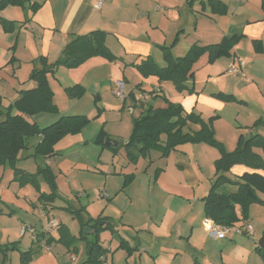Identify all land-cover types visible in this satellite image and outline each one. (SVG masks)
<instances>
[{
  "label": "crops",
  "instance_id": "obj_1",
  "mask_svg": "<svg viewBox=\"0 0 264 264\" xmlns=\"http://www.w3.org/2000/svg\"><path fill=\"white\" fill-rule=\"evenodd\" d=\"M25 1L23 7L7 6L0 10V117H3L5 108L18 98L20 90L35 87V83L29 80V75L33 68L40 67L41 63H37V59L42 58L47 64L55 62L63 47L75 36L84 35L94 30L105 32L106 47L115 57L131 67L139 65L140 62L148 58L156 64L154 59L157 56H161L162 59L160 50L162 47L170 48L173 57H181L193 44L198 46L213 45L219 43L225 36L232 35L241 36L245 41H252L256 51L262 49L260 42L264 37L263 0H221L226 5V13L222 16L212 14L206 0H104L100 10L93 9L94 0ZM32 4L35 5L34 11L30 9ZM59 5L62 8L59 9ZM238 43L229 57L216 60L227 64L235 61V57L238 55L236 50ZM210 64L207 54L202 55L192 66V76L185 81L186 88L196 69L207 70L211 68ZM98 65L104 72L97 79H115V88V83L119 79L106 74L109 66L115 67L105 62L104 59L91 58L78 69L88 66V69H93L90 74L94 76L95 66ZM70 71L65 67L57 68L53 76L48 75L49 87L50 77L56 78L60 73V79ZM242 71L243 74L240 76L245 77L244 67ZM59 79L57 81L60 83ZM122 82L124 89L130 87L125 84L126 82ZM92 84L106 83L102 80L91 81L87 84L89 89ZM161 85L162 82L157 83L152 89L155 93L153 96H157L152 100L154 108L165 107L164 103H158V99L165 93H163ZM191 89L193 93L196 91V94L190 93L180 102L181 107L187 113L194 112L192 109L197 107L198 99L205 97L204 93L200 95L197 93L199 90L195 86H192ZM98 91L99 89H96V92ZM129 94L133 95L134 93L130 90ZM124 100H120V102L123 104ZM131 103L130 101L129 107H131ZM136 110L140 112L141 108H133L131 115H134ZM37 117L42 119L44 126H40L41 121H37ZM56 118L57 115L44 113L39 116L35 115L29 120L40 127H45L55 122ZM36 138L39 141L40 138ZM77 141H79V136H67L55 145V151L58 152L61 147L73 145ZM195 146L206 145L196 144ZM178 148L181 147L178 146ZM122 157L125 159L116 172L117 175L122 177L133 175L132 181L125 188H122V183L121 186H117L120 189L117 188L115 192L108 193L106 181L104 180L101 184L102 177L99 174L104 173L102 170L100 173H94L96 177L92 176V180L87 179L88 183L84 186H90V191L100 190V186H102L109 199L112 197L115 199L117 191L123 192L124 190L125 193H129L128 201L117 205L119 209L117 215L120 218L117 224L115 222L114 227V233L117 235L116 250H120L121 258L123 257L125 264H136L137 262L138 264H251V258L256 256L255 242L252 239L234 235H229L225 239H217L205 231L204 221L207 219L203 212L202 198L208 192L206 184L196 178L185 180V184H182L180 181L175 182L170 179L166 173H162L152 177L145 193L143 192L139 197L134 185L136 178L143 174L141 173L143 159H138L136 164H129L125 152L122 153ZM46 163L49 162L46 161ZM31 167L24 163L17 168L30 173ZM11 170L9 173H4V166H0V234L2 239V242L0 240V250L7 248L3 242L13 234V227L14 230L18 229L19 239L23 238L19 236L21 225H30L34 228L33 224L20 221L17 222V225H11V217L16 210L24 212L29 218L39 214L37 207L41 205L37 201L34 204L32 202L26 204L23 199V202L20 201L18 193L22 188L27 189V187L26 185L20 186L13 180L14 174ZM230 171L233 176L251 172L250 169L241 165L232 167ZM110 172L113 173L114 170ZM259 172L264 174L262 171ZM76 175L82 174L76 173ZM226 189L228 192L235 190L230 186H227ZM101 203L102 201H99L96 204L100 205ZM42 205L47 218L50 214L58 219L49 212L48 206L50 205ZM252 206L254 205H251L249 209ZM116 217L114 216V219ZM99 218H103L104 221H99L98 227L106 223L110 225L114 223L113 218L99 215L97 218L90 217L89 220H92L90 225H93L94 221ZM105 218L107 219L105 220ZM249 221L246 220L247 223H250ZM251 221L255 223L253 217ZM59 222L70 231V228L62 221L59 220ZM243 222L245 221L237 222L235 225H241ZM85 223L87 221L82 223L81 227L83 225V227H88ZM121 227L125 229L124 233L119 231ZM35 229L37 228L35 227ZM43 230L44 227L37 229L36 232L37 235L42 234L39 237L40 241L52 244L55 241L52 232L44 235ZM121 239L127 241L130 247H137V250L132 254H127L124 250L117 249ZM33 242L37 243V238ZM240 246L248 248L247 250L243 248L235 259L232 255L233 248ZM104 258L106 261L107 258ZM0 262H2L1 254Z\"/></svg>",
  "mask_w": 264,
  "mask_h": 264
},
{
  "label": "rangeland",
  "instance_id": "obj_2",
  "mask_svg": "<svg viewBox=\"0 0 264 264\" xmlns=\"http://www.w3.org/2000/svg\"><path fill=\"white\" fill-rule=\"evenodd\" d=\"M60 8H62L61 5H59ZM240 39V42L239 40V43L237 42L239 44L236 49L238 55L235 60L237 58L244 59L245 77L229 73L227 68L230 63L216 60V62L213 61L210 64L211 68L207 70L196 69L192 80L185 89L178 90L170 81L162 82L161 88L163 93L165 92L164 98L158 99L159 104L168 102L173 105H180L185 96L191 93L192 86L198 88L197 93L199 95L204 93L205 97L198 99L197 107H194L192 111L204 120L212 118L215 139L226 152H232L235 149L240 135L248 138L251 135L259 134L264 139V37L262 38L263 43L260 42L261 51L254 49L252 41L242 40V37ZM154 60L156 64L162 66L161 56H157ZM104 61L115 67L111 68L109 66L107 75L116 76L115 78L119 81H124L125 84L130 86L124 89V103L122 104L113 94L115 79H97L104 72L100 65L95 66L94 76L91 75L93 69H88V66L78 69L83 65L81 64L74 68H66L71 71L60 79V73L57 74L56 78L50 77L54 111L49 115H57L56 120L61 116H85L88 122L77 134L68 135L79 136V141L73 145L61 147L58 152L55 151L57 154L48 158V160L40 157L33 158L37 136L29 137L27 147L20 152L19 161L16 164L17 167L24 163L32 166L29 171L32 174H36L38 171L37 163L41 162V164L50 168L54 179L55 196L52 202L46 204L47 206L50 205L48 206L49 212L58 219L50 214L48 218L46 216L41 217L38 213L37 216L28 218L24 212L16 210L13 216L11 215V225H17V222L20 221L31 223L34 225V229L36 227L39 230L42 227L44 229L48 227L49 222L54 219L58 221L59 228L62 226L60 220L70 228L68 232L72 233L70 235L74 234L75 239L72 238L71 243L60 241L57 228L51 231L55 241L52 244L40 247L38 242H33L27 236L19 239L18 229L14 230L13 227V234L7 241L3 242L8 248L7 260L4 264H20V251L28 249L31 253L28 264H79L86 257L87 249L90 247L88 243L93 242H97L105 250L110 248L105 253L107 260L103 261L102 264H125V260H123V257L121 258L120 250H116L117 235L114 233V227L115 222L117 224L120 218L117 215L119 214L117 205L123 201H128L129 193H125L124 190L123 192L117 191V195H115L117 197L109 199L105 195L102 186H100V190L98 189L99 191H90V186L85 187L84 184L88 183L87 179L92 180V176L96 177L94 173H100L102 170L104 173L99 174L102 177L101 184L104 180L106 181L108 193L115 192L117 188L120 189L117 186H121L123 177L117 175L116 172H118L123 159H125L122 157V153L125 152L124 142L131 137L133 118L139 116V110H136L134 115L129 113V91H133V97L140 95L142 92L149 94L159 81L156 76L143 74L136 67L127 66L119 59ZM218 76L221 77L218 78ZM57 79L60 80V83ZM94 80H102L106 84H92L89 89L87 84ZM76 86L82 89L80 90ZM96 89H99V91L96 92ZM194 93L196 94V91ZM154 94H149L147 104H153L152 97ZM37 121H41L40 126H44L42 119L37 117ZM98 137H103V140H115L123 145L110 150L103 143H97ZM65 138L67 136L63 139ZM195 145L179 146L180 149L177 147L166 156H161L159 152L151 150L144 157H141L140 159H143L141 173L143 174L136 178L134 185L137 195L140 197L143 192L145 193L148 182L151 181L152 177L162 173H166L170 179L175 182L180 181L182 184H185V180L199 179L201 183L206 184L208 191L215 178V163L220 156V150L218 146ZM254 151L258 153L264 163V144L263 147L256 148ZM46 161L49 163L46 164ZM10 170V167L4 166V173H9ZM113 170L114 172L111 173L110 171ZM76 173L82 175L77 176ZM37 175L32 183L26 185L27 189L22 188L18 193L21 202L24 201L26 204L32 202L34 204L37 201L39 203L38 197L41 193L49 195L51 191L49 184L43 179L42 175ZM228 176L233 177L231 171H229ZM15 189L17 190V188ZM224 190L227 191L226 188ZM260 197L264 199V196L260 195ZM99 201H102V203L97 205L96 203H99ZM253 205L247 211V219L250 220L249 224L252 225L254 234L250 237L240 236L245 239H252L255 242V250H253L256 256L251 258L250 263L264 264V255L256 251V248H259L260 240L264 236V207L257 203ZM38 207L37 211L39 210ZM44 212L46 214L45 210ZM99 215L113 219L114 216H117L111 225L113 227L110 229L105 224L103 229L98 232H93L92 227H81V224L86 221L87 225L91 226L92 220H89L90 217L97 218ZM252 217L255 219V223L251 221ZM7 224L10 226L8 222ZM122 228H119V231L124 233L125 229ZM37 229H35L36 232ZM0 240L2 242L1 234ZM243 248L247 250L248 247L233 248L232 255L235 259Z\"/></svg>",
  "mask_w": 264,
  "mask_h": 264
},
{
  "label": "trees",
  "instance_id": "obj_3",
  "mask_svg": "<svg viewBox=\"0 0 264 264\" xmlns=\"http://www.w3.org/2000/svg\"><path fill=\"white\" fill-rule=\"evenodd\" d=\"M206 1L212 14L225 15L226 5L221 0ZM25 2V0H0V10L7 6L23 7ZM34 8V4L30 5L32 11ZM105 37L106 33L99 30L77 35L63 47L55 62L47 64L44 59H37V63H41V65L33 68L29 75V80L35 83V87L20 90L18 98L5 108L3 117H0V166L11 167L14 174L13 180L20 186L32 183L37 174L42 175L51 191L49 195L45 193L39 195L38 202L41 203V206L52 202L55 196L53 174L50 168L41 162L37 163L36 174L25 172L16 167L20 152L27 147V139L33 136L39 137V141L34 146L35 156L33 158L40 157L48 160L57 154L55 145L64 137L80 132L88 120L85 116H61L52 124L40 127L29 119L37 114H49L54 111L48 75H53L57 68H74L96 57L108 61L118 60L106 47ZM240 38L241 36L232 35L225 36L219 43L213 45L198 46L193 44L181 57H173L170 48L162 47L160 49L162 66L148 58L135 67L143 74L156 76L159 83L170 81L178 90H182L186 88L185 81L192 76V66L202 55L207 54L209 63L218 58L229 57ZM254 44L256 45V43ZM76 87L82 89L79 86ZM78 93L80 94L79 90ZM152 93L154 92H149V94ZM128 96L132 107L136 108L134 97L132 94ZM161 98L164 97L161 96ZM96 141L104 145L103 137H98ZM184 144L218 146L220 150V156L215 163V178L206 196L202 198L206 219L212 220L216 225L231 226L237 222L246 221L247 211L254 203L264 207V199L260 197V195L264 196V174L259 172H264V163L254 151L256 148L263 147V137L259 134L251 135L248 138L240 135L235 149L232 152H226L215 139L212 118L204 120L194 112H185L180 105L168 102H165L164 108H154L147 103L141 105L139 116L133 118L131 137L124 144L126 160L129 164H136L138 159L144 157L151 150L159 152L161 156H166ZM122 145V143L119 144V146ZM114 148L108 149L113 150ZM237 165L244 166L251 172L229 177V171ZM132 179L133 175L123 176L122 188H125ZM227 186L233 187L235 190L233 192L224 190ZM99 221H104V219H96L95 223L88 227H92L93 232H98L103 229V225L98 227ZM106 225L110 229L112 228L109 223ZM58 233L60 241L71 243L72 238L75 239V236L70 235L64 226L58 228ZM40 236L42 234L37 236L38 244ZM88 245L91 250L87 249L85 259L79 264H102L107 250L97 242L88 243ZM117 249L132 254L137 250V247H130L127 241L121 239ZM256 251L264 255V249L256 248ZM7 252L8 248L0 250L1 264L7 260ZM20 253V264H28L30 250Z\"/></svg>",
  "mask_w": 264,
  "mask_h": 264
},
{
  "label": "built area",
  "instance_id": "obj_4",
  "mask_svg": "<svg viewBox=\"0 0 264 264\" xmlns=\"http://www.w3.org/2000/svg\"><path fill=\"white\" fill-rule=\"evenodd\" d=\"M103 1L104 0H94L92 7L95 10H100L102 5H103ZM243 67H244V60L241 58H237V60L231 62L228 65V72L231 74H235V75H242L243 74ZM114 96H116V98L120 99V100H124L125 96H124V84L122 81H117L115 83V88L113 91ZM149 94L147 93H141L138 96H134V106L136 108H141L142 104H146L149 100ZM129 113L132 114L133 113V107L131 106L129 108ZM39 214L44 217L46 214L44 212V209L42 206H39ZM58 228V221L56 220H52L51 222H49L48 227H46L43 230V234L47 235L49 234L52 230L57 229ZM204 229L205 231L210 235L213 236L217 239H225L227 238V236L229 235H234V236H240V235H245V236H252L253 235V228L252 226L247 223L246 221L243 222L241 225H231V226H220V225H216L212 220L207 219L204 221ZM19 236L20 237H25L27 236L28 238H30L32 241L36 240L37 238V234L35 229L30 226V225H21L19 228ZM46 245V243H44L43 240L39 241V246L40 247H44ZM74 260V259H72Z\"/></svg>",
  "mask_w": 264,
  "mask_h": 264
},
{
  "label": "water",
  "instance_id": "obj_5",
  "mask_svg": "<svg viewBox=\"0 0 264 264\" xmlns=\"http://www.w3.org/2000/svg\"><path fill=\"white\" fill-rule=\"evenodd\" d=\"M126 143V141L124 142V144ZM120 142L115 141V140H111V139H105L104 140V146L106 148H114L119 146ZM101 225V223H100ZM259 248H264V236L262 237V239L260 240L259 244H258ZM88 250H91V247L88 248Z\"/></svg>",
  "mask_w": 264,
  "mask_h": 264
}]
</instances>
